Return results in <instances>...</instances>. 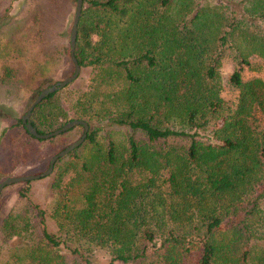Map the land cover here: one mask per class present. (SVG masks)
<instances>
[{"label":"trees","instance_id":"obj_1","mask_svg":"<svg viewBox=\"0 0 264 264\" xmlns=\"http://www.w3.org/2000/svg\"><path fill=\"white\" fill-rule=\"evenodd\" d=\"M45 15L36 17L34 37L21 41L0 24V101L19 96L28 79L60 59L73 68L69 42L49 52ZM227 50L238 89L233 109L220 96ZM18 54L34 63L14 64ZM250 54L264 58V0H83L74 55L81 68L91 67L89 85L70 87L73 81L48 94L30 122L39 133L61 127L69 120L64 97L72 118L89 129L53 164L57 234L21 189V205L1 225L6 239L21 243L9 248L15 261L3 264H92L96 253L109 262L188 264L191 250L196 264H264V132L250 121L254 106L264 115V80L242 79ZM31 64L35 74L23 79ZM47 83L55 82L40 78L24 110ZM10 118L0 178L24 155L16 144L27 152L33 141L50 143L81 126L38 139L0 105V119Z\"/></svg>","mask_w":264,"mask_h":264},{"label":"rangeland","instance_id":"obj_2","mask_svg":"<svg viewBox=\"0 0 264 264\" xmlns=\"http://www.w3.org/2000/svg\"><path fill=\"white\" fill-rule=\"evenodd\" d=\"M41 0H0V15L3 17L7 16L0 21L1 26L5 25L7 31L11 33L13 40H24L22 35H25L29 32L28 38L34 37V33L36 32V17H38L39 13H45L46 17L41 19L44 22V26L46 27L49 22V32L47 36V41L51 44V51H49L52 56L55 54L56 45L62 44L66 45L69 42V33L72 24L74 8H75V0H46L52 4V8H47L46 4L43 5L40 2ZM5 7H8V11L3 14ZM44 17V16H42ZM33 34V35H32ZM98 36H93V40H98ZM3 42H6L5 38H2ZM30 43H34L29 41ZM29 53L33 54V56H37L36 52L29 49ZM28 54V53H27ZM30 55V54H29ZM11 61L14 64L23 65L26 60L34 63L32 59L25 55L18 54L13 55L11 57ZM29 67V68H28ZM235 67V62L231 56V53L227 50L224 52L221 64L218 69L220 75V96L223 98L225 107L230 109L234 108L238 89L235 87L229 80L230 74ZM70 63L65 59H60L56 61L54 64L45 67L41 70L44 72L43 74H36V76L28 79L27 84H31L28 88L22 90L19 96L9 99L8 101H0V105H4L6 109L12 111V113L16 116H22L25 112L24 108L27 105V100L34 95L33 89L37 85L36 83L40 81L44 75L47 76L48 81L50 83L60 81L64 77L70 75L73 71ZM35 71V65L31 64L24 68V72L28 73V75H22V78L27 79L32 73L33 75ZM92 76L91 67L81 68L77 78L73 80L70 87H75L79 89H85L89 85L90 78ZM241 77L243 80H249L252 78H261L264 80V58L257 54H250L247 57V63L243 64V68L241 71ZM24 80L19 81V83H23ZM51 85V84H49ZM48 83L45 87L49 86ZM21 90V89H20ZM63 94V93H62ZM65 95V94H63ZM61 104L68 110L67 118L69 120L75 119L72 118L74 116L73 112L69 108V102L64 97H61ZM250 121L252 125L264 132V115L260 112L257 106L252 108V113L250 116ZM2 119V118H1ZM0 119V141L3 130L8 126L11 122L12 118L7 120ZM67 120V121H69ZM83 120V119H82ZM78 126V125H76ZM89 129V128H88ZM83 133V127L78 126L73 131L65 134L63 138H56L53 142H34L27 144L25 147H29L27 152H23V147H20L16 144L19 149V153L24 154L21 158H19L15 164H9L10 171L3 175L0 178V181L9 176H17V175H28L35 174L38 172H42L48 168L50 158L58 153L62 148L66 147L71 142L77 140ZM14 139L20 142L23 137V130H14ZM56 135L55 137H57ZM5 153H7L5 151ZM3 157L1 156L0 161L3 162ZM54 171L39 179H34L26 183V181L14 183L11 185H7L2 188L0 191V263H4L8 261L9 263L14 262L15 257H9V248L15 247L21 243V239L16 237H7L5 238V234L1 231V225L9 215L14 210H17L21 205V199L19 198V191L21 189L27 188V193L29 199L36 204H39L42 208L46 210V221L48 230L55 232L57 234V227L54 220L50 217V209L53 204L54 199V190L52 188V183L54 181ZM34 222V219L32 220ZM68 258V260H72L75 257L71 255L67 250L60 249ZM15 254V251H14ZM94 258L92 259V264H127L122 263L120 261L109 262L108 256L103 253H96ZM198 259V252L196 250H191L186 255V261L188 264H196ZM77 264H83L79 258L75 260ZM30 264H41L38 262H32ZM129 264V263H128Z\"/></svg>","mask_w":264,"mask_h":264},{"label":"water","instance_id":"obj_3","mask_svg":"<svg viewBox=\"0 0 264 264\" xmlns=\"http://www.w3.org/2000/svg\"><path fill=\"white\" fill-rule=\"evenodd\" d=\"M82 1L83 0H75V8H74V14H73V19H72V24L70 28V33H69V54H70V59L73 63V72L64 77L62 80L57 81L39 91V93L34 97V99L31 101V103L28 105L26 111L23 113L21 116V121L22 124L24 125L26 131L34 136L35 138L38 139H47L56 135H59L70 128L76 126V125H81L83 127V133L82 135L75 141L71 142L68 144L66 147H64L62 150H60L58 153L53 155L50 160H49V165L48 168L42 172H38L35 174H28V175H17V176H9L0 181V191L2 190L3 187L7 185H11L14 183L18 182H23V181H31L34 179H39L41 177H45L49 175L52 172L53 169V164L54 161L66 155L69 151L77 147L82 143L84 138L86 137L89 125L85 120L82 119H71L69 121H66L61 127L56 128L50 132L47 133H39L37 132L36 128L31 124L30 122V115L32 109L43 99L45 98L48 94L53 93L57 90H60L64 88L66 85L71 83L73 80H75L79 74L80 71V65L77 62V59L74 55V50H75V44H76V34H77V25L78 21L80 18L81 14V9H82Z\"/></svg>","mask_w":264,"mask_h":264}]
</instances>
